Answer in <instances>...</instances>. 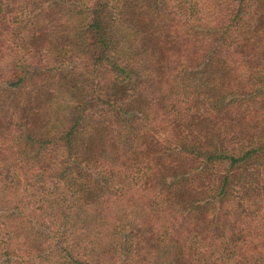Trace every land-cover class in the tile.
Returning a JSON list of instances; mask_svg holds the SVG:
<instances>
[{"label": "trees", "instance_id": "16d2710c", "mask_svg": "<svg viewBox=\"0 0 264 264\" xmlns=\"http://www.w3.org/2000/svg\"><path fill=\"white\" fill-rule=\"evenodd\" d=\"M0 264H264V0H0Z\"/></svg>", "mask_w": 264, "mask_h": 264}]
</instances>
